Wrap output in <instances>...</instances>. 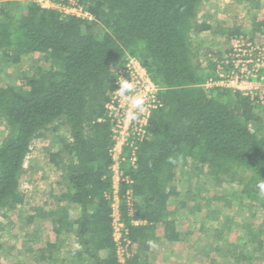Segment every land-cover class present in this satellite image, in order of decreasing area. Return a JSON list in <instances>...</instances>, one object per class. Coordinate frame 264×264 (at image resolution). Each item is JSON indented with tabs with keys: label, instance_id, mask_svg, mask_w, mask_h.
Segmentation results:
<instances>
[{
	"label": "trees",
	"instance_id": "1",
	"mask_svg": "<svg viewBox=\"0 0 264 264\" xmlns=\"http://www.w3.org/2000/svg\"><path fill=\"white\" fill-rule=\"evenodd\" d=\"M207 1L78 0L93 19L34 0L0 4V76L26 56L39 61L0 84V118L7 127L0 141V215L29 202L21 187L25 163L36 140L49 134L58 147L50 160L64 187L36 206L28 221L50 220L59 239L73 233L78 246L72 264H149L153 247L186 239L188 231L177 223V211L186 205L179 168L187 173L194 165L216 181L237 180L240 191L264 210V193L256 187L264 180V108L240 90L205 86L218 77L224 55L212 52L216 61L195 44L214 28L201 18ZM250 2L252 11L264 9L260 0ZM217 28L228 40L242 35L264 41V18L257 13L249 28L225 22ZM130 58L159 86L158 106L145 136L124 147L116 192L106 104L118 88L119 68ZM116 195L130 241L124 261L114 237ZM224 224L220 221L217 232ZM1 228L0 222V234ZM62 241H47L40 258L52 260ZM3 247L0 243V264Z\"/></svg>",
	"mask_w": 264,
	"mask_h": 264
},
{
	"label": "rangeland",
	"instance_id": "2",
	"mask_svg": "<svg viewBox=\"0 0 264 264\" xmlns=\"http://www.w3.org/2000/svg\"><path fill=\"white\" fill-rule=\"evenodd\" d=\"M260 1L264 5V0ZM250 3V0H208L201 18L209 19L214 28L195 38L200 53L207 51L210 56L212 52L224 54L227 51L231 40L217 28L221 22L245 29L249 28L254 13L264 18V9L252 11ZM36 58V55L26 56L18 65L6 66L0 84L13 82L21 72L33 70L39 62ZM6 128L4 119L0 118V141ZM57 148L50 134L36 140L21 179L29 202L18 210L4 211L0 215V243L4 246L5 264H72L74 261L72 252L78 244L73 233L63 234L59 239L50 220L28 221L36 206L46 199L51 201L52 194L64 187L61 171L50 160V153ZM193 166L187 173H181V168L178 172V189L186 205L178 209L177 223L179 229L188 231L186 239L153 247L149 264H264V210L260 203L246 197L237 180L216 181ZM118 177L119 170L117 181ZM220 221H227L222 225L227 226L221 227L219 233ZM59 240H63L62 246L54 252V258L42 260L39 248L47 241Z\"/></svg>",
	"mask_w": 264,
	"mask_h": 264
},
{
	"label": "built area",
	"instance_id": "3",
	"mask_svg": "<svg viewBox=\"0 0 264 264\" xmlns=\"http://www.w3.org/2000/svg\"><path fill=\"white\" fill-rule=\"evenodd\" d=\"M5 1L0 0V4ZM34 1L46 8L59 9L65 14L76 15L85 19L94 18L78 0ZM210 56L218 61L217 57L211 54ZM216 74L218 77H210L205 82V86L218 85L240 90L264 108V41L255 43L242 35L235 36L231 40L229 50L224 53L222 60L217 63ZM121 76L127 79L133 78L137 84L138 92L144 98V110L139 112L133 108L132 111L136 113V118L132 119L126 115L130 108V101L126 97L117 96L115 91L111 100L106 104L108 114L113 122L115 142L112 148V155L115 160V179L118 170V179L120 178V160L124 147L131 142V139H142L146 134V126L148 125L151 112L158 106L157 92L159 90V86L151 80L146 68L136 58H130L125 66L119 68L118 79ZM118 182L119 180L117 181L116 179V192ZM113 208L114 237L117 242V251L120 259L124 261L125 256L129 254L128 245L130 241L126 240L123 235L124 224L119 216V198L117 195L115 196Z\"/></svg>",
	"mask_w": 264,
	"mask_h": 264
},
{
	"label": "clouds",
	"instance_id": "4",
	"mask_svg": "<svg viewBox=\"0 0 264 264\" xmlns=\"http://www.w3.org/2000/svg\"><path fill=\"white\" fill-rule=\"evenodd\" d=\"M119 87L115 90L117 96L126 97L130 101V108L126 115L132 119L136 118V113L132 109H136L139 112L144 110V98L137 90V84L132 79H127L123 76L118 79ZM256 187L261 193H264V180L257 182Z\"/></svg>",
	"mask_w": 264,
	"mask_h": 264
}]
</instances>
